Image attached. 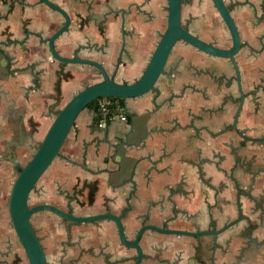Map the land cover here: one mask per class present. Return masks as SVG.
Instances as JSON below:
<instances>
[{"label": "crops", "instance_id": "0c3cea01", "mask_svg": "<svg viewBox=\"0 0 264 264\" xmlns=\"http://www.w3.org/2000/svg\"><path fill=\"white\" fill-rule=\"evenodd\" d=\"M51 1L71 17L69 29L54 40L56 50L96 59L118 81L140 75L166 27V0ZM224 2L242 41L235 54L242 86L256 92L255 99L245 98L237 120L250 138L229 127L238 96L231 61L178 40L155 88L122 101L126 120L114 117L99 126L94 106L79 112L45 179L46 201L77 212L107 205L124 210L132 237L143 222L205 226L209 213L221 227L237 217L238 197L242 217L218 233L212 264H264V0ZM181 19L201 39L230 45L212 0H181ZM63 21L42 0H0V264L18 248L8 215L11 174L56 111L100 76L58 62L40 43L38 33L46 37ZM79 223L72 226V244L47 233L51 264L61 249L60 264L71 258L73 264H133L135 250L120 242L113 221ZM180 240L146 231L140 264H198L187 257L175 262Z\"/></svg>", "mask_w": 264, "mask_h": 264}, {"label": "water", "instance_id": "95a60500", "mask_svg": "<svg viewBox=\"0 0 264 264\" xmlns=\"http://www.w3.org/2000/svg\"><path fill=\"white\" fill-rule=\"evenodd\" d=\"M42 1L48 6L60 11L64 16V22L46 37H42L41 34L38 33L37 36L40 38V43H46L52 58L64 63H80L93 66L98 70L101 78L97 81L85 84L76 90L63 104V106L56 111L42 139L35 146V150L28 160L20 166L11 184L8 196L10 222L20 244L23 247L28 264H48L44 248L30 219L32 213L38 210H48L55 213L59 217L75 222H88L99 219L113 220L116 225L117 235L120 242L125 246L135 248L136 250L133 264H140L143 252L139 239L144 230L154 229L178 234H197L198 232L165 228L155 224L145 223L138 228L133 237H128L125 232V226L122 221L121 214H116L114 212H97L82 215L74 214L72 212H66L62 208L50 202H37L33 205H29V194L34 188L37 180L45 172L53 159L60 154V148L62 147L70 129L74 125L79 112L84 107L88 106L93 100L102 96L127 98L138 96L148 90L154 89L158 78L162 74L166 73L165 66L167 58L174 44L178 40H183L210 55L230 59L236 70L237 79L240 80L239 68L235 59V54L241 46V38L237 25L230 13V8L225 4L224 0H212L231 37V44L228 47L219 46L213 42L201 39L198 35L182 25L181 0H166V27L161 33L143 71L132 81H118L107 71L102 62L90 57L78 56L77 54L64 56L56 50L54 40L61 33L69 29L71 18L61 6L55 4L51 0ZM239 91L241 100L235 113L233 121L234 124L242 106L244 96L241 86ZM239 193L240 190L238 189V195ZM237 208V217L215 232H220L241 219L242 212L238 197Z\"/></svg>", "mask_w": 264, "mask_h": 264}, {"label": "flooded vegetation", "instance_id": "af4514ba", "mask_svg": "<svg viewBox=\"0 0 264 264\" xmlns=\"http://www.w3.org/2000/svg\"><path fill=\"white\" fill-rule=\"evenodd\" d=\"M53 2V1H52ZM55 3V2H54ZM213 3V2H212ZM55 4H57V3H55ZM226 4V3H225ZM57 5H59V4H57ZM214 5V4H213ZM227 5V4H226ZM60 6V5H59ZM228 6V5H227ZM50 7V6H49ZM62 7V6H61ZM229 7V6H228ZM52 8V7H51ZM63 8V7H62ZM230 8V7H229ZM53 9H55V8H53ZM64 9V8H63ZM55 10H57V9H55ZM65 10V9H64ZM58 11V10H57ZM66 11V10H65ZM59 13H61L60 11H58ZM67 12V11H66ZM68 13V12H67ZM231 13V12H230ZM62 14V13H61ZM63 16V15H62ZM70 16V15H69ZM63 18H64V16H63ZM71 18V17H70ZM64 22V21H63ZM181 22H182V19H181ZM70 24H71V22H70ZM70 24H69V27H70ZM182 25L183 26H185L186 28H188L187 26H186V24H184L183 22H182ZM191 31V30H190ZM130 32V30H128V33ZM194 33V32H193ZM230 39H231V37H230ZM214 43V42H213ZM216 44V43H215ZM230 44H231V42H230ZM218 45V44H217ZM241 46H242V41H241ZM240 46V47H241ZM228 47V46H227ZM240 49V48H239ZM238 49V50H239ZM238 52V51H237ZM236 52V53H237ZM77 52H74L73 54H76ZM72 54V55H73ZM71 55V56H72ZM78 55V54H77ZM79 56V55H78ZM84 57V56H83ZM55 59V58H54ZM236 59V58H235ZM57 60V59H56ZM230 60V59H229ZM58 62H60V63H64V62H61V61H59V60H57ZM231 61V60H230ZM67 63H70V62H67ZM231 63H232V61H231ZM75 64H78V65H80V66H82L83 68H86V69H88V70H93L92 72H97L99 75H100V73L98 72V70L96 69V68H94L93 66H89V65H86V64H80V63H75ZM238 64V63H237ZM232 68H233V70H234V74H233V76L231 77V79H233V81H235V83H236V86H237V90H238V96H237V107H236V110H237V108H238V105H239V102H240V100H241V95H240V86H241V89H242V91H243V94H244V96H243V101H242V104H243V102H244V100H245V98L247 97V96H249L251 99H255V97H256V92H255V90H252V91H246V90H244V88H243V86H242V82H241V73H240V69H239V73H240V80H238L237 79V75H236V70H235V68H234V65L232 64ZM238 68H239V66H238ZM112 75V74H111ZM100 78H101V75H100ZM99 78V79H100ZM86 84H88V83H86ZM85 85V84H84ZM84 85H82V86H84ZM123 99H125V98H123ZM98 100V98L97 99H95V101H97ZM121 105H122V103H121ZM123 106V105H122ZM241 108H242V106H241ZM241 108H240V110H241ZM236 110H235V112H234V115H233V118H232V121L230 122V124H229V127H231V128H233V129H235V130H237L240 134H242L243 135V137L245 138V139H249L250 138V136H248V135H245L244 134V130L243 129H239L238 127H237V120H238V116H237V119H236V121H235V124L233 123V121H234V117H235V113H236ZM96 111H97V107H96ZM239 113H240V111H239ZM239 113H238V115H239ZM106 123V122H105ZM22 164H20L18 167H17V172H18V170H19V168H20V166H21ZM41 202H48V201H41ZM51 203V202H50ZM53 204V203H52ZM78 204L79 205H81V206H83V205H85V203H84V201H78ZM56 205V204H55ZM58 206V205H57ZM58 207H60V206H58ZM60 208H62L63 210H65L66 212H72V213H74V214H80V215H82V214H91V213H97V212H114L115 213V211H113V210H111L109 207H108V205H107V207H105V209H103V210H99V211H94V212H86V211H80V212H77V211H74V209L70 206V205H68L67 204V206H65V207H60ZM38 211H43V210H38ZM37 212V211H36ZM51 212V211H50ZM53 213V212H52ZM125 212H124V210L123 211H120V212H118V213H116V214H121L122 216H123V214H124ZM33 214V213H32ZM55 214V213H54ZM8 215H9V211H8ZM58 216V215H57ZM59 217V216H58ZM62 218V217H61ZM9 219H10V216H9ZM31 219V218H30ZM62 219H64V218H62ZM64 220H66L67 221V223H66V225L63 227V229H64V234H65V237H59V236H54V238L56 239L55 241L56 242H59L61 245H65L66 243H68L69 242V244H72V242H74V239H71V232H72V226L74 225V224H76V223H79V222H75V221H71V220H68V219H64ZM99 220H102V219H99ZM99 220H94V221H88V222H91V223H96L97 221H99ZM108 220H111V219H108ZM111 221H113V220H111ZM232 221V220H231ZM114 222V221H113ZM145 223H147V222H143V223H140L139 224V226L137 227V229H136V231L138 230V228L141 226V225H143V224H145ZM227 223H229V222H226V223H224L221 227H223L224 225H226ZM10 224H11V222H10ZM115 224V223H114ZM151 224V223H150ZM33 225V224H32ZM155 225H157V224H155ZM116 226V225H115ZM125 226V225H124ZM157 226H162V227H165V228H174V229H181V230H187V231H194V232H198L197 234H187V233H170V232H163V231H158V230H154V229H146V230H144L143 232H142V234H141V236H140V239H139V243H140V240H141V238H142V236H143V234L146 232V231H152V232H159V233H161V234H165L166 236H168V237H172V238H176V239H181L179 242H178V245H179V243H180V249H177V252L175 253V262H177L178 260H182V259H184V258H189V259H191V260H196L197 261V263L198 264H212V261H213V259H214V249H215V247L217 246V242H216V237H217V235H218V233H220V232H222L223 230H225L226 228H228V227H226L225 229H223L222 231H220V232H215L216 230H218V229H220L221 227H217L216 226V218L212 215V213H209V216H208V218H207V223L205 224V226H202V225H200V224H195V225H193V226H191V227H169V225H168V222L167 221H162V222H160V224H158ZM230 226V225H229ZM11 228H12V230H13V232H14V236H15V238H16V241H17V243H18V248L16 247V245H15V248H12V249H15V250H13V252H12V257H11V259L9 260V262H8V264H18L19 263V261H23V259H27V257H26V255H25V252H24V250H23V247H22V245L20 244V242H19V240H18V238H17V235H16V233H15V231H14V229H13V227H12V224H11ZM117 230V229H116ZM136 231H135V233H136ZM35 232H36V230H35ZM135 233H134V235H135ZM36 234H37V232H36ZM133 235V236H134ZM37 236L39 237V239H40V241H41V244H42V246H43V248H44V251H45V255H46V259H47V261H48V264H51V262H52V260H50L51 258H49L48 257V251H47V248H46V245H44V243H43V241H42V236H39L38 234H37ZM132 236V237H133ZM129 237V236H128ZM172 242V241H171ZM164 243H169V242H164ZM141 245V244H140ZM155 246V245H154ZM132 248V247H131ZM141 248H142V246H141ZM186 249H188L190 252L187 254L186 253ZM134 250H135V248H134ZM142 252H143V256H142V259H143V257L145 256V253H144V251H143V249H142ZM161 251H160V249L159 250H157L156 251V253H157V255H159V253H160ZM50 254V253H49ZM65 250L64 249H61L59 252H58V256L57 255H55V259L53 260V262H54V264H60V262H61V260H63V258L65 257ZM135 255H136V250H135V254H134V259H135ZM141 259V260H142ZM73 260H75V258H71V264H73L72 263V261ZM1 261H5V260H1ZM28 261V260H27ZM51 261V262H50ZM141 262V261H140ZM133 263H134V261H133ZM174 263V262H173Z\"/></svg>", "mask_w": 264, "mask_h": 264}, {"label": "rangeland", "instance_id": "374dc122", "mask_svg": "<svg viewBox=\"0 0 264 264\" xmlns=\"http://www.w3.org/2000/svg\"><path fill=\"white\" fill-rule=\"evenodd\" d=\"M99 77L100 76H94L91 79V81L92 82L97 81V80H99ZM89 83H91V82H89ZM63 144H62V147L60 148L59 153H61V151L63 152V149H64ZM32 149L35 150V148H32ZM34 150H31L29 153L26 154V156H25L24 160L21 162V164H24L28 160V158L31 156V154L33 153ZM58 159L59 158L56 156L53 159V161L51 162V164L47 167L45 172L37 180L34 188L31 190V192L29 194V198H28V204L29 205H33V204H35L37 202H41V201H46V199L49 197L48 194L45 192V189H44V186L46 185L45 179H47V176L51 172L52 166H54V164L56 163V161H58ZM16 174H17V170H14V172L11 174V176H12L11 177V184H12ZM49 192H50V190L48 191V193ZM31 223L33 224V227L36 230L37 234L39 236H42V241H43L44 245H47L46 237H47V233L49 234V232L54 233L55 236L60 235V237H62V238L65 237V234H64L65 231H64L63 227L66 225L67 221L62 219L61 217H58L56 214H54L48 210L34 212L31 215ZM79 225H81V223H79ZM57 230H59V233L56 232ZM12 232H13V230H12ZM24 264H28L27 259H24Z\"/></svg>", "mask_w": 264, "mask_h": 264}, {"label": "built area", "instance_id": "2783aa9c", "mask_svg": "<svg viewBox=\"0 0 264 264\" xmlns=\"http://www.w3.org/2000/svg\"><path fill=\"white\" fill-rule=\"evenodd\" d=\"M97 112L99 114V126L104 125L106 120L114 117L119 118L120 120H126L124 107L116 99H112L109 96L98 98Z\"/></svg>", "mask_w": 264, "mask_h": 264}, {"label": "trees", "instance_id": "16d2710c", "mask_svg": "<svg viewBox=\"0 0 264 264\" xmlns=\"http://www.w3.org/2000/svg\"><path fill=\"white\" fill-rule=\"evenodd\" d=\"M109 97L112 98V99H116L120 104L124 100L121 97H115V96H109ZM89 105L94 106L96 108L97 107V101L93 100Z\"/></svg>", "mask_w": 264, "mask_h": 264}]
</instances>
